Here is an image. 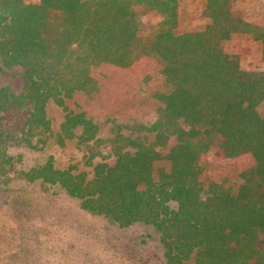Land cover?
<instances>
[{
  "label": "trees",
  "instance_id": "trees-1",
  "mask_svg": "<svg viewBox=\"0 0 264 264\" xmlns=\"http://www.w3.org/2000/svg\"><path fill=\"white\" fill-rule=\"evenodd\" d=\"M235 2L203 0L205 24L179 33V0H0V63L23 71L22 92L0 89V107L7 102L29 115V130L50 129V100L68 109L74 89L96 87L94 67L126 68L143 56L161 63L166 88L155 95L158 118L141 125L154 141H133L135 153L120 154L112 167L98 165L90 180L55 169L52 158L30 176L60 183L90 213L122 226H153L166 264H264V115L258 110L264 68H243L223 45L233 35H249L261 43L264 60V25L248 21ZM148 13L161 20L144 36L139 18ZM9 123L0 111V168L8 162ZM64 125L94 137L96 126L83 113L68 111ZM217 149L228 158H254L237 189L202 181ZM161 158L170 168L159 169L156 180L153 162Z\"/></svg>",
  "mask_w": 264,
  "mask_h": 264
},
{
  "label": "rangeland",
  "instance_id": "rangeland-1",
  "mask_svg": "<svg viewBox=\"0 0 264 264\" xmlns=\"http://www.w3.org/2000/svg\"><path fill=\"white\" fill-rule=\"evenodd\" d=\"M202 1L179 0V33L205 24ZM235 10L248 21L264 25V0H236ZM160 20L154 13L140 16V33L153 35ZM223 45L243 68H264L261 43L249 35H233ZM0 64V89L10 88L20 94L22 67ZM92 78L96 87L74 89L73 96L65 100L68 109L50 100L46 106L48 131L29 130V115L16 112L7 102L0 107L12 129V138L3 144L8 162L0 168V264H166L160 234L153 226H122L83 209L81 200L60 183L31 179L33 171L52 158L55 169L90 180L98 165L112 167L120 154L135 153L133 141H154L155 134L141 125L158 118L160 104L155 95L166 88L159 60L143 56L126 68L102 63L94 67ZM258 110L264 115V103ZM68 111L83 113L96 126L94 137L90 133L83 136L80 127H65ZM168 149L157 150L165 156ZM254 164L249 153L228 158L217 149L201 179L206 186L226 182L237 189L242 184V172ZM161 168H170L166 158L153 162L156 180ZM259 247L264 253V232L259 235Z\"/></svg>",
  "mask_w": 264,
  "mask_h": 264
}]
</instances>
